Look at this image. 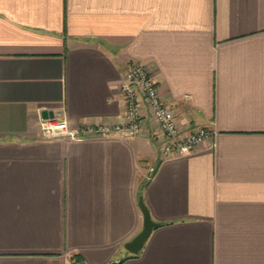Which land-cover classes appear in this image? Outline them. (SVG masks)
Returning <instances> with one entry per match:
<instances>
[{
	"label": "crops",
	"instance_id": "crops-1",
	"mask_svg": "<svg viewBox=\"0 0 264 264\" xmlns=\"http://www.w3.org/2000/svg\"><path fill=\"white\" fill-rule=\"evenodd\" d=\"M131 61L213 135H43L123 121ZM141 196L160 226L121 264H264V0H0V264H110Z\"/></svg>",
	"mask_w": 264,
	"mask_h": 264
},
{
	"label": "built area",
	"instance_id": "built-area-1",
	"mask_svg": "<svg viewBox=\"0 0 264 264\" xmlns=\"http://www.w3.org/2000/svg\"><path fill=\"white\" fill-rule=\"evenodd\" d=\"M123 95V121H101L71 129L65 119L42 118L43 135H122L132 137L144 133L146 119L153 125L152 134L160 145L162 156L187 154L213 135L206 127L181 128L172 108L165 103L153 69L139 61L128 63L120 84Z\"/></svg>",
	"mask_w": 264,
	"mask_h": 264
},
{
	"label": "water",
	"instance_id": "water-1",
	"mask_svg": "<svg viewBox=\"0 0 264 264\" xmlns=\"http://www.w3.org/2000/svg\"><path fill=\"white\" fill-rule=\"evenodd\" d=\"M42 117L45 119L54 118L55 112L51 109H45L42 111ZM139 206L143 214V227L140 232H138L132 239L125 243V249L127 252L133 254H137L142 250L153 230L160 226V222H157L153 219L143 196H141L139 199ZM126 255V253L123 254L120 258L113 260L110 264H121L124 261Z\"/></svg>",
	"mask_w": 264,
	"mask_h": 264
},
{
	"label": "trees",
	"instance_id": "trees-1",
	"mask_svg": "<svg viewBox=\"0 0 264 264\" xmlns=\"http://www.w3.org/2000/svg\"><path fill=\"white\" fill-rule=\"evenodd\" d=\"M144 186H145V185H144ZM137 255H138V253H137V254H133V253H130V252H129V253L126 255L124 261L127 260V259H129V258H131V257L137 256ZM77 261H78V260H77Z\"/></svg>",
	"mask_w": 264,
	"mask_h": 264
}]
</instances>
